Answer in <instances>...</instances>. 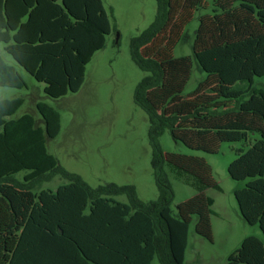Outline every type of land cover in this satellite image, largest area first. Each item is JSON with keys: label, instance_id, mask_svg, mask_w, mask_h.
<instances>
[{"label": "trees", "instance_id": "1", "mask_svg": "<svg viewBox=\"0 0 264 264\" xmlns=\"http://www.w3.org/2000/svg\"><path fill=\"white\" fill-rule=\"evenodd\" d=\"M153 23L131 40V58L144 73L134 103L145 113L153 144L151 169L158 192L144 203L134 188L105 184L93 189L61 169L46 149L60 131L57 111L44 103L34 117L11 118L22 99L0 100V264H183L189 225L211 240L215 188L202 158L163 154L157 139L167 131L175 143L216 154L223 142L259 134L229 164L242 220L264 237V0H215L199 16L192 54L173 50L194 11L207 0H155ZM109 22L100 0H0V44L50 99L76 93L85 67L104 48ZM199 72L194 88L184 93ZM22 76L0 58V87L23 88ZM165 162L203 188L171 212L173 191ZM26 172L21 180L17 174ZM62 176L54 192H34L38 183ZM125 196L128 204L115 199ZM225 264H264V243L246 237Z\"/></svg>", "mask_w": 264, "mask_h": 264}, {"label": "rangeland", "instance_id": "2", "mask_svg": "<svg viewBox=\"0 0 264 264\" xmlns=\"http://www.w3.org/2000/svg\"><path fill=\"white\" fill-rule=\"evenodd\" d=\"M215 0H207V8L193 13L184 27L181 39L173 50L175 58L192 54V42L200 15L209 13ZM109 22V33L105 46L97 51L85 67L84 82L76 93L59 99L45 96L44 84L35 81L4 51L0 44V58L14 68L23 78V88L0 87V100L22 99L23 104L11 117L23 115L34 117L43 127V120L36 109L41 102L58 112L60 131L53 139H47V152L53 155L65 172L79 176L90 188L105 184L134 188L136 197L148 203L158 197L152 169L153 144L149 136V123L145 113L134 103V93L144 73L131 58V40L145 31L154 21L155 0H100ZM193 64L192 78L184 93L190 92L199 77ZM259 134L248 132L247 138L239 142H223L216 154L188 149L182 143L172 141L165 131L158 137L163 154L176 153L204 159L210 166L215 188L204 191L212 201L211 240L198 236L194 231L193 217L188 230L187 247L183 264H225L228 256L235 252L249 236L264 243L257 226L246 224L238 212L234 191L244 182L231 180L227 173L229 164L237 152L247 151ZM164 171L173 191L171 212L176 215V206L203 188L191 176L179 172L165 162ZM26 172L17 174L21 180ZM62 176H54L49 182L38 183L34 192L52 191L67 184ZM115 199L128 204L125 196ZM151 264H159L156 257Z\"/></svg>", "mask_w": 264, "mask_h": 264}]
</instances>
